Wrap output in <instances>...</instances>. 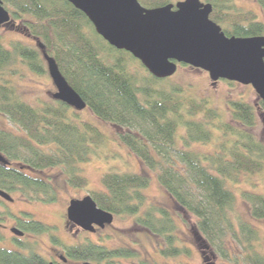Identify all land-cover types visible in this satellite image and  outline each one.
<instances>
[{
  "label": "trees",
  "instance_id": "16d2710c",
  "mask_svg": "<svg viewBox=\"0 0 264 264\" xmlns=\"http://www.w3.org/2000/svg\"><path fill=\"white\" fill-rule=\"evenodd\" d=\"M1 1L10 13V22L19 23L20 34L34 39L37 46L23 39L6 46L0 33V114L23 133L0 130V154L24 168L0 166V188L10 190L12 186L14 191L43 194L45 202H55L52 183L34 174L58 168L70 187L85 189L87 180L79 165L106 146V136L73 108L54 99L34 107L22 99L15 83L22 78L19 66L36 75L47 74L45 52L93 117L118 128V140L143 168L144 173L103 174V191L91 192L96 205L115 217H131L136 226L161 237V257L188 255V249L176 246L173 214L149 204L143 193L150 181L146 169L155 174L178 209L196 218L195 228L206 242L222 253L225 237L235 230L230 217L233 187L241 176L264 172V142L252 131L257 115L264 121V102L229 100V122L209 100L188 95L186 88L170 83V78L151 76L129 53L108 45L65 0ZM142 3L156 5L155 0ZM212 4L209 18L226 36H264V24L253 12L235 8L232 0H212ZM257 4L264 11V0ZM182 143L184 147L178 146ZM192 144H212V149L195 151ZM242 195L252 217L264 219V194L248 190ZM239 230L243 239L236 240L245 264H264V257L254 249L256 230L245 223H240ZM65 252L69 259L91 264H123L119 259L138 258L130 249L109 250L90 241L68 246Z\"/></svg>",
  "mask_w": 264,
  "mask_h": 264
},
{
  "label": "rangeland",
  "instance_id": "374dc122",
  "mask_svg": "<svg viewBox=\"0 0 264 264\" xmlns=\"http://www.w3.org/2000/svg\"><path fill=\"white\" fill-rule=\"evenodd\" d=\"M177 1L179 0H169L170 3ZM232 1L235 8L245 12H253L257 20L264 24V11L257 4V0ZM22 29L21 25L16 22L3 25L0 28V33L2 34L4 45H9L13 40L23 39L30 45L37 46V42L34 39L28 35L20 34ZM19 69L21 70L22 78L15 80V83L17 91L23 100L34 107L42 101L53 100L52 94L56 90L48 74L36 75L24 66H19ZM170 83L181 85L186 88L185 93L197 99L205 98L209 100L211 105L220 111L224 119L229 122L231 121L227 105L229 100H242L250 104H255L258 100V96L250 86H243L233 82L230 85L223 80L212 83L205 71L189 66H178L177 71L170 77ZM76 112L82 120L95 125L107 138L106 146L100 147L96 156L92 157L89 162L79 165L81 175L87 180V187L85 189L70 187L65 181L64 174L58 168H48L34 174L35 177L50 181L56 191V202L43 207L40 213L42 219L46 222L54 223L58 226L59 253L65 251L68 246L90 241L100 244L109 250L127 248L137 254L138 258L134 260L119 259V262L123 264H139L141 261L151 264H245L243 249L236 240L239 237L243 239L239 225L240 223H245L256 230L258 239L254 242V249L264 257V219H254L252 217L250 205L242 195L243 192L248 190L264 194V172L241 176L240 182L233 187L235 200L230 217L234 222L235 230L232 235L225 237L222 253L206 242L195 228L196 218L188 212L178 209L174 201L157 181L155 174L146 169L145 172L149 176L150 181L143 193L149 204L165 208L173 214L177 226L175 231V236L178 239L176 246L188 249V255L184 254L173 259L161 257L159 249L164 245L163 239L136 226L131 217L114 216L110 225H107L104 229L96 228L98 231L96 230L97 232L95 231L94 233L78 229L68 219L66 221V208L71 199H82L87 195L91 196L93 191H103L100 181L103 174L107 172L144 173L138 159L118 140V128L99 121L86 108ZM256 118V126L252 131L264 142V121L259 115ZM0 130H9L16 135H23V133H20L8 123L1 114ZM178 134L181 135L183 132L180 130ZM178 146L184 147V144L182 143ZM190 148L195 151L205 152L212 149V144L209 146L192 144ZM43 150L46 151L47 148L44 147ZM144 209L145 207L140 210L139 214ZM46 246L50 247L48 251H51V248H55L47 240ZM224 255L226 256L224 257Z\"/></svg>",
  "mask_w": 264,
  "mask_h": 264
},
{
  "label": "water",
  "instance_id": "95a60500",
  "mask_svg": "<svg viewBox=\"0 0 264 264\" xmlns=\"http://www.w3.org/2000/svg\"><path fill=\"white\" fill-rule=\"evenodd\" d=\"M65 1L87 16L108 45L129 53L151 76L170 78L182 64L205 71L212 83L225 80L250 86L264 102V36H226L209 18L210 4L183 0L147 9L137 0ZM9 22L10 13L0 0V28ZM38 47L43 50L41 44ZM42 56L56 90L52 98L76 111L85 109V102L67 83L55 60L45 52ZM0 162L7 164L1 155ZM66 215L69 222L90 233L104 229L114 219L89 195L71 199Z\"/></svg>",
  "mask_w": 264,
  "mask_h": 264
},
{
  "label": "flooded vegetation",
  "instance_id": "af4514ba",
  "mask_svg": "<svg viewBox=\"0 0 264 264\" xmlns=\"http://www.w3.org/2000/svg\"><path fill=\"white\" fill-rule=\"evenodd\" d=\"M137 1L141 6L147 9L157 8L167 4L174 5L176 3H170L169 0H155L156 5L149 6L144 5L142 0ZM199 1L203 4H210L213 9L212 0ZM173 9H175V7H173ZM76 10L81 12L78 9ZM82 14L89 21L87 16L84 13ZM1 156L5 159L3 155ZM5 161L7 164L0 162V166L7 169L15 168L16 164H14V162L6 159ZM19 168L24 170L22 166H19ZM27 171L30 172L29 170ZM0 192L8 196L5 197L0 194V264H20L21 262H25V264L88 263L86 261L69 259L65 251L58 252V226L54 223L46 222L42 219L40 213L43 207L52 205L56 201L47 203L44 201L45 198L43 194L21 193L19 191H14L12 186L10 190L0 188ZM65 219L67 221L66 213ZM68 224L70 223L68 222ZM77 228L80 229L79 227ZM14 231H16V233ZM46 240L49 241L51 246L53 245L52 247L55 246V248H51V251H48L50 247L46 246ZM62 258H64L65 261H63ZM20 259L23 261L19 262Z\"/></svg>",
  "mask_w": 264,
  "mask_h": 264
}]
</instances>
